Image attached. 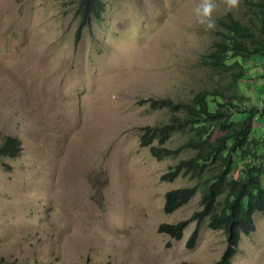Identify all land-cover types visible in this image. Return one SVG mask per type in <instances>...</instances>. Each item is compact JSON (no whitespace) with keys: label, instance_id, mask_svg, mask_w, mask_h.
I'll list each match as a JSON object with an SVG mask.
<instances>
[{"label":"rangeland","instance_id":"1","mask_svg":"<svg viewBox=\"0 0 264 264\" xmlns=\"http://www.w3.org/2000/svg\"><path fill=\"white\" fill-rule=\"evenodd\" d=\"M251 1L229 9L227 0H211L214 25L207 28L194 12L202 0H104L100 18L82 26L80 0H0V146L7 137L20 143L17 157L0 156V261L216 263L227 241L208 221L192 248L185 240L196 223L180 240L158 233L200 211L202 190L174 213L163 212L167 191L196 180L161 175L192 152L158 160L140 146L141 128L172 115L150 99L231 88L230 72L219 75L203 57L220 37L219 18L248 23ZM245 67L236 90L245 95L242 104L261 105L264 56ZM258 120L254 137L264 133ZM187 136L174 133L165 146ZM253 221L234 264H264V212Z\"/></svg>","mask_w":264,"mask_h":264},{"label":"trees","instance_id":"2","mask_svg":"<svg viewBox=\"0 0 264 264\" xmlns=\"http://www.w3.org/2000/svg\"><path fill=\"white\" fill-rule=\"evenodd\" d=\"M251 3L254 16L248 23L232 14L219 18L220 37L203 57V62L219 75L230 72L231 88L202 89L187 100L150 99L153 107H165L172 115L160 126L141 128L140 146L149 147L151 155L158 160L175 157L182 150L192 152L161 175L163 181H172L177 175L196 180L192 186L167 191L163 212L174 213L198 189L202 190L200 211L174 225H160L158 233L180 240L186 225L196 223L185 240V247L192 248L202 225L208 221L209 228L224 231L227 241L215 264H234L232 259L241 236L254 230L253 215L264 212V133L252 136L256 118L264 129V99L261 105L242 104L245 95L236 90L246 75L245 62L252 56H264V0ZM104 9V0H80V26L91 17L100 18ZM184 132L188 133L185 142L173 149L165 146L174 133ZM153 141L158 146L151 145ZM19 150V140L7 137L0 146V156L14 158ZM0 264L14 263L1 260Z\"/></svg>","mask_w":264,"mask_h":264},{"label":"clouds","instance_id":"3","mask_svg":"<svg viewBox=\"0 0 264 264\" xmlns=\"http://www.w3.org/2000/svg\"><path fill=\"white\" fill-rule=\"evenodd\" d=\"M237 0H227V7L229 9L235 7ZM214 5L211 0H202V2L194 9L198 23L204 24L207 28H212L214 20L211 13Z\"/></svg>","mask_w":264,"mask_h":264}]
</instances>
